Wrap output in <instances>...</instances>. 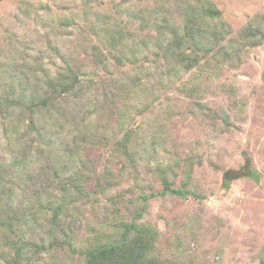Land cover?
Returning a JSON list of instances; mask_svg holds the SVG:
<instances>
[{
	"label": "rangeland",
	"instance_id": "obj_1",
	"mask_svg": "<svg viewBox=\"0 0 264 264\" xmlns=\"http://www.w3.org/2000/svg\"><path fill=\"white\" fill-rule=\"evenodd\" d=\"M212 1L230 31L222 45L246 27L260 28L258 44L243 46L238 65L218 45L185 72L165 54L169 30L182 25L178 0H0V79L12 68L35 67L56 77L64 59L83 75L79 97L60 98L51 149L25 144L28 121L19 126L21 136H6L0 124V165L17 154L25 159L0 183V208L12 205L21 219L14 238L27 233L32 246L44 245H27L22 262L12 263L84 264L82 255L69 259L49 246L58 229L51 213L38 212L62 181L84 175L88 196L76 197L58 224L78 247L116 237V225L135 222L155 235L150 251L160 264H261L264 0ZM110 30L124 33L122 46L108 44ZM129 130L134 152L122 160L114 145ZM247 167L257 180L236 178ZM226 173L233 178L227 184ZM166 183L188 197L161 194ZM7 233L0 229V264L16 255Z\"/></svg>",
	"mask_w": 264,
	"mask_h": 264
},
{
	"label": "trees",
	"instance_id": "obj_2",
	"mask_svg": "<svg viewBox=\"0 0 264 264\" xmlns=\"http://www.w3.org/2000/svg\"><path fill=\"white\" fill-rule=\"evenodd\" d=\"M177 4L181 10L182 25L169 30L171 39L165 50V54L169 56L167 59L172 62L173 69L183 68L186 70L185 72L193 70L202 58L210 54L212 49L218 45H220V53H222L223 57L229 61H237L236 65H238L241 62V49L243 46H247L248 43L252 44V46L258 44L255 39L259 38L262 32L260 28L255 30L256 28L246 27L240 34L239 39L233 40L234 42L230 45L228 43L222 45L230 31L226 29L222 12L218 10L212 0H178ZM163 24L169 26L168 19L165 18ZM155 27L160 35L164 33L163 28L158 26L157 22ZM123 39V32L110 30L107 40L109 45L116 48L123 45ZM16 70L12 68L4 72L5 75L0 79V124L4 128L6 136L9 134L14 135V133L17 136H21L19 134V126L21 123L28 121V131L25 133L28 136V140L25 144L40 141L49 150L55 144L52 139L57 135L54 131V126L59 121L57 116L61 115L60 98L75 99L79 97L77 95L80 84L79 76L83 78V75L74 69L72 63L67 59H64L63 67L60 70L62 72L57 73L56 77L50 76L47 71H41L42 74L39 75L38 67L28 69L29 72ZM36 134H38V139L35 141L34 137ZM134 137V131L129 130L126 132L124 137L114 145V155H118L122 160L131 157L134 152L132 148L135 145L133 142ZM20 138L17 143L25 141H20ZM76 148H79V146ZM15 149H13L14 152ZM26 150L27 148H23L20 152L32 154L29 152L31 149L29 151ZM52 155L58 156L56 153H48L49 159ZM24 160L22 154H17V157L11 163L1 162L0 183H5L7 181L6 177H8L10 172L16 171L24 163ZM161 171L163 172L165 169L161 168ZM56 174H58L57 171ZM258 176V173L247 167L246 169H241L237 173L236 178L247 177L257 180ZM84 180L85 177L83 175L82 177H74L66 182L62 181L60 183L62 184L60 186L61 191H57L58 193L52 196L49 201H45L46 203L42 202L38 207L39 213L52 214L50 224L58 229V235L56 234L51 238L52 243L49 246L62 249L69 259L72 258L73 255L71 254L74 252L82 255L84 264H160L152 251H150L155 235L150 229L140 227L135 222L120 223L115 226L116 237L113 233L104 239L102 237L94 238V242L90 244V247L83 246V248L82 245L78 247L75 239H72L73 237L64 230L59 232L58 224L60 222L63 223L64 215L71 212L75 198L88 196V193L82 187ZM232 180L233 178L226 173L225 183H230ZM166 193H172L184 198L188 197V193L184 188L171 189L168 183H166L165 189L161 192V194ZM12 207L10 204L1 205L0 219H3L2 221L0 220V229L3 230L5 227L8 231L9 248L16 255L13 258L10 257V261H7V263L14 264L12 263L14 258L22 262V256L25 255L24 250L27 245L29 249L33 250L36 247L43 248L44 245L40 247L32 246L31 242H28L31 239L27 233L21 232L17 238L12 236L13 229L21 222L19 216H14L15 213L11 212ZM144 210L145 206L140 213L142 214ZM2 213L9 217H3ZM3 258L8 259L9 257ZM261 258V264H264V253L261 254Z\"/></svg>",
	"mask_w": 264,
	"mask_h": 264
}]
</instances>
